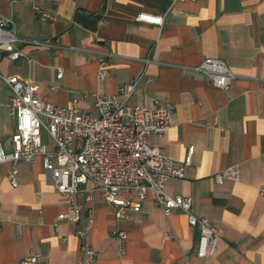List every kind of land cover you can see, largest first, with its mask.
Masks as SVG:
<instances>
[{"label":"crops","instance_id":"obj_1","mask_svg":"<svg viewBox=\"0 0 264 264\" xmlns=\"http://www.w3.org/2000/svg\"><path fill=\"white\" fill-rule=\"evenodd\" d=\"M34 8L52 20L40 21ZM139 13L162 17V24L136 22ZM0 16L10 20L26 58L10 62L0 53V76L36 84L37 98L60 107L82 98L80 112L95 117V94L115 95L137 79L128 105H171L170 128L148 144L175 163L188 147L192 153L184 177L168 180L164 191L188 198L189 213L208 220L218 234L214 253L198 258L197 230L184 212L164 216L146 201L138 213L123 210L117 217L97 193L86 200L89 184L74 198L79 221L57 222L64 199L36 157L15 165L14 188L6 179L10 165H0V264H19L30 253L45 264H79L76 232L87 210L93 215L85 239L94 250L92 264H264V199L258 196L264 188V0H0ZM104 54L113 65L99 81ZM205 59L222 60L233 74L228 91L212 88L192 70ZM10 95L0 79L6 154L14 130ZM40 142L52 151L45 131ZM230 167L236 182L212 181Z\"/></svg>","mask_w":264,"mask_h":264},{"label":"built area","instance_id":"obj_2","mask_svg":"<svg viewBox=\"0 0 264 264\" xmlns=\"http://www.w3.org/2000/svg\"><path fill=\"white\" fill-rule=\"evenodd\" d=\"M34 12L40 21L52 20L39 8H34ZM134 20L154 26L162 24V17L143 13L137 14ZM18 42L10 20L0 16V53L10 62L26 59ZM112 65L111 56L102 55L98 60L97 80H104ZM192 70L203 75L212 88L223 92L228 91L234 78L220 59H205ZM60 78L61 72L57 70L56 79ZM0 79L11 92L8 110L14 121L11 153L6 154L0 145V165H10L6 179L11 187L16 186L15 165L31 163L38 157L54 191L64 199V211L57 214V222L79 221L81 211L74 198L89 184L86 200H90L91 193H97L104 204L116 208L117 217H122L123 210L138 213L146 201L159 208L164 216L181 210L187 225L197 230L195 255L202 259L214 253L218 241L215 226L189 213L188 198L169 196L164 191L168 180L184 177L192 148H187L182 162L175 163L164 155L161 147L148 144L149 138H162L170 128L171 105L154 102L151 109L128 105V99L135 93L136 79L121 86L115 95L95 94L96 116L91 117L79 110L82 98L72 99L69 107L55 106L37 98L36 84L23 83L16 77L0 76ZM41 129L46 132L52 151L41 144ZM223 179L236 182V169L230 167L212 177L215 184ZM258 196L264 199V188L258 190ZM83 219L82 229L76 232L80 241L79 264H92L94 250L85 240L93 224L91 210L85 212ZM118 237L125 238L123 233H118ZM19 264H45V261L39 254L30 253Z\"/></svg>","mask_w":264,"mask_h":264},{"label":"rangeland","instance_id":"obj_3","mask_svg":"<svg viewBox=\"0 0 264 264\" xmlns=\"http://www.w3.org/2000/svg\"><path fill=\"white\" fill-rule=\"evenodd\" d=\"M42 131H44V130L43 129L40 130V135H41Z\"/></svg>","mask_w":264,"mask_h":264}]
</instances>
